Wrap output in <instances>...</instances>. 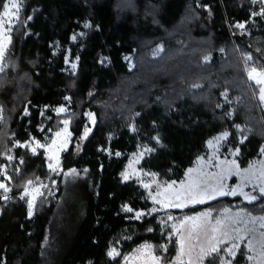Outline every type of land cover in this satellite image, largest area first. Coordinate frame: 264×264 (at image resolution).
Returning <instances> with one entry per match:
<instances>
[{"label":"trees","instance_id":"16d2710c","mask_svg":"<svg viewBox=\"0 0 264 264\" xmlns=\"http://www.w3.org/2000/svg\"><path fill=\"white\" fill-rule=\"evenodd\" d=\"M262 13L264 0H21L0 71V181L10 189L0 191V264H123L144 244L169 263L175 222L239 202L136 219L129 209H150V194L123 174L147 148L141 170L179 182L222 133L241 168L260 155L264 116L249 69L264 68ZM88 112L90 136L52 175L30 144L51 142L64 120L76 141ZM33 180L55 186L30 215L23 191Z\"/></svg>","mask_w":264,"mask_h":264},{"label":"rangeland","instance_id":"374dc122","mask_svg":"<svg viewBox=\"0 0 264 264\" xmlns=\"http://www.w3.org/2000/svg\"><path fill=\"white\" fill-rule=\"evenodd\" d=\"M16 2L19 5L17 17L12 19L10 26L6 24L4 28H0V48L3 49L0 71L11 42L13 28L19 21L21 0ZM61 109L63 108L56 111L62 113ZM87 120L90 128L76 141L70 120H64L51 142L45 144L35 140L30 144L32 148L46 152L47 165L52 175H61L64 172L62 162L72 144H75L76 153L81 151L95 125L94 114L88 112ZM227 138V133L213 137L208 142V155L198 158L179 182L164 183L156 175L141 170L140 162L148 153L147 148L131 155L123 179L139 183L148 191L152 202L147 211H129L133 218L183 210L223 197L238 198L240 201L208 207L175 222L174 233L179 241V251L172 262H162L153 253L151 245L144 244L128 256L123 264H202L208 249L213 245L223 249L219 264H234L233 261L239 254L243 256L244 264H264V202L262 207L255 205L264 199V144L260 155L247 167L241 168L236 160V150L226 145ZM29 182L24 188L23 198L27 201L32 215L38 200L54 194L51 193L54 191L51 188L55 185L41 180ZM0 183L5 184L2 181ZM233 244L237 247L233 249L234 256H230L226 250L232 248Z\"/></svg>","mask_w":264,"mask_h":264},{"label":"snow or ice","instance_id":"6c2138e0","mask_svg":"<svg viewBox=\"0 0 264 264\" xmlns=\"http://www.w3.org/2000/svg\"><path fill=\"white\" fill-rule=\"evenodd\" d=\"M3 9H4V13L3 16H0V28H4L5 25L7 24L8 26L11 25V21L12 19H15L17 17L18 11H19V5L16 2V0H8L7 3L3 4ZM264 14V13H262ZM86 27L88 25H85ZM240 27H243V25H240ZM75 38V37H73ZM3 57V49L0 48V58ZM248 60H251L252 57L248 56L247 57ZM75 65H73L74 67ZM249 78L252 79L255 83L257 84H264V68L260 69L259 71L257 70V68L255 66L251 67L249 69ZM261 99L264 100V88L261 89ZM61 111H63V109H61ZM8 159H11V157H8ZM55 170V169H53ZM127 178V177H125ZM31 183V182H29ZM0 189H4V191H9L10 189H8L6 187L5 184L0 183ZM202 195H207V193H202ZM5 199H7V197H4ZM129 211H131V209H129ZM215 231V229H214ZM237 247L236 244L232 245V248L227 249L226 251L228 252V254L230 256H234V252L233 249H235ZM220 249L213 245L210 249H208L206 255L211 257L213 253H216L217 256L213 258V264H215V260L218 259V255L220 253ZM109 255H112V253H109ZM203 259V257H202ZM230 264V262H229Z\"/></svg>","mask_w":264,"mask_h":264},{"label":"water","instance_id":"95a60500","mask_svg":"<svg viewBox=\"0 0 264 264\" xmlns=\"http://www.w3.org/2000/svg\"><path fill=\"white\" fill-rule=\"evenodd\" d=\"M250 81L255 83L252 79H250ZM255 84L257 86V101L260 104V107H261V110H262V113H263V116H264V100L261 99V95H262L261 89L264 88V84H257V83H255Z\"/></svg>","mask_w":264,"mask_h":264}]
</instances>
